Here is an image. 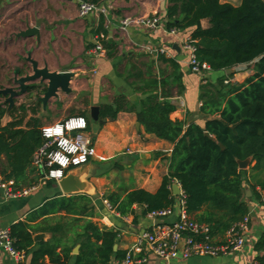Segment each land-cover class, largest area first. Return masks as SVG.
<instances>
[{"label":"trees","instance_id":"obj_1","mask_svg":"<svg viewBox=\"0 0 264 264\" xmlns=\"http://www.w3.org/2000/svg\"><path fill=\"white\" fill-rule=\"evenodd\" d=\"M166 19L168 30H193L190 43L197 49V59L211 71L226 72L254 63L255 74L242 84H226L231 74L220 78L216 85L203 86L201 112L208 118L206 124L186 127L184 121L171 118L176 111L172 99L184 91L179 66L161 55L159 61L171 67L173 73L159 76L151 63L141 64L144 70L129 60L127 74L134 80L136 92L145 96L139 123L146 134L171 144L173 151L167 158L168 174L156 193L144 189L108 192L105 199L121 216L132 214L135 206L144 207L148 215L173 209L171 187L178 182L189 216L209 226L212 236H221L222 242L226 233L249 215L245 183L264 207L259 192L264 193V0H242L238 6L221 0H170ZM205 20L208 28L202 25ZM104 23L101 19L94 33L106 38ZM100 41L107 57L118 59V44L108 39ZM32 93L29 90L25 96ZM135 110L125 95H118L100 106L98 124ZM6 116L7 105L0 103V176L13 181L16 190L32 189L44 178L35 157L45 145V125L40 111L26 103H17L9 113L10 122L4 124ZM80 116L87 118L91 131V117ZM247 159L254 165L240 169L238 162ZM53 184L46 183L49 187ZM97 216L93 199L87 194L58 193L46 199L24 221L9 228L14 248L26 258L19 264H71L73 260L74 264H112L124 259L127 252L114 250L119 233L95 222ZM38 234H50L51 238L36 241ZM79 245L75 256L73 251ZM256 251L260 254L256 263L264 264V235Z\"/></svg>","mask_w":264,"mask_h":264},{"label":"crops","instance_id":"obj_2","mask_svg":"<svg viewBox=\"0 0 264 264\" xmlns=\"http://www.w3.org/2000/svg\"><path fill=\"white\" fill-rule=\"evenodd\" d=\"M97 1L109 10L108 19L96 15L79 17V3L74 0H0V79L6 82L17 71L22 75L32 74V68L30 70L28 67H22L26 57L32 55L33 62H38L42 68L47 67L51 73L71 72L75 75L70 82L71 92L62 93L73 99L81 95L83 97L74 107L65 105L59 109L58 114L62 113L65 118L80 114L91 117L92 107L110 103L118 95H125L135 106V111L123 112L116 120L108 119L102 125L92 119L93 134H96L94 143L98 154L104 157V160H92L88 165L69 172L88 182L89 189L86 194L93 199L98 213L94 221L102 227L117 231V250L128 253L140 244L145 233L151 232L155 225L163 221L150 219L142 206H135L132 214L121 216L112 209L105 195L108 192L128 193L137 189L156 193L163 178L168 174L167 158L173 151L171 144L146 134L139 123L138 113L145 96L136 92L134 80L127 74L130 68L129 60L140 66L151 63L159 76H170L173 70L159 61L161 55H151L146 51L149 48L162 49V55L179 66L184 91L180 95L175 94L172 99L176 111L171 118L174 121H184L186 127L193 123L205 126L208 118L201 112L202 87L216 85L218 80L227 74L211 71L204 82L192 72L189 55L183 47V42L191 36L192 29L181 31L177 35L169 34L166 25L150 31L137 26L121 30L122 22L128 18L157 15L162 21L167 20L170 0ZM221 1L235 6L242 2ZM101 19H104L108 40L118 44L119 55L116 60H110L107 55L97 57L91 53L97 37L94 31ZM38 22L41 32L39 41L36 37H16L27 25L34 27ZM202 25L208 28L209 22L205 20ZM133 56L134 59H131ZM142 69L145 70V66ZM232 70L233 77L229 80L242 84L255 74V64L240 65ZM24 97L26 96L18 98L17 103H21ZM55 99H51L49 103ZM43 118L41 117L42 122L46 125ZM8 122L10 118L6 116L3 123ZM253 165L254 163H251L246 170ZM175 186L181 188L178 182H174L171 187L174 213L167 219L169 223L177 220L180 209L181 195H175ZM58 193L61 191L57 184L54 183L52 187L43 184L27 198L4 202L0 206V227L9 229L13 224L24 221L30 213L40 208L46 199H52ZM244 199L249 209L251 224L244 234L245 246L240 251L216 258L191 257L187 260L166 262L152 255L147 247L143 246L142 252L136 253L135 258L145 259L141 264H253L260 255L256 251V245L264 235V207L247 183L244 184ZM50 238V234L35 236L36 241H48ZM215 239L222 240L221 236ZM74 262L73 260L71 264ZM0 264L18 263L7 253L0 252Z\"/></svg>","mask_w":264,"mask_h":264},{"label":"built area","instance_id":"obj_3","mask_svg":"<svg viewBox=\"0 0 264 264\" xmlns=\"http://www.w3.org/2000/svg\"><path fill=\"white\" fill-rule=\"evenodd\" d=\"M79 3V17L86 18L90 15H96L108 19L109 10L101 3H93L89 0H74ZM167 21L157 16L151 15L140 18H128L122 22L121 30L125 31L130 26L143 27L147 30H155L164 27ZM171 35H177L181 31L176 29L167 30ZM105 37H96L91 53L97 57H105L104 49L100 39ZM190 37L183 42L184 50L189 55V64L191 70L200 76L204 82L211 69L206 64H201L196 56L197 49L191 45ZM148 54H164L162 49L146 50ZM230 80L225 81L226 84ZM43 137L45 139L44 147L38 152V161L36 164L41 166L44 178L41 184L32 189L16 190L13 181H6L0 176V206L10 200H20L29 197L41 185L47 181H53L55 184L64 179L67 174L74 169L88 165L92 160L103 161L104 157L98 154L94 140L89 130V123L84 116H71L60 123L50 126H44ZM264 201V193L259 191ZM181 201L179 215L175 222L169 223V219L174 211L167 209L155 211L148 214V217L154 221H163L155 225L151 232L145 233L140 244L134 247L133 251L127 253L122 260L114 264H141L143 259H136L135 254L141 253L143 246L157 258L166 262L176 259L187 260L191 257H222L231 252H238L245 246L244 234L249 230L251 217L247 215L239 223L235 224L224 236L222 242L217 241L212 236L209 226L200 224L192 219L186 210L185 196L181 192ZM0 252L7 253L18 264L25 261V256L18 253L14 248L11 239L10 229L0 227ZM253 264H257L254 262Z\"/></svg>","mask_w":264,"mask_h":264},{"label":"water","instance_id":"obj_4","mask_svg":"<svg viewBox=\"0 0 264 264\" xmlns=\"http://www.w3.org/2000/svg\"><path fill=\"white\" fill-rule=\"evenodd\" d=\"M17 38L28 39L34 38L39 41L41 38L40 32V23L38 22L34 27L29 25L26 26V29L20 31L17 35ZM32 63V74L22 75L19 71L14 74V79L12 80L14 87L1 88L0 86V97L4 99V103L7 104V116L11 109L16 105V99L25 95L31 84L41 81L42 83L47 82V91L41 97V102L46 106L48 102L57 98L59 92L69 94L71 92L70 82L74 78V74L71 72H59L51 73L47 68L39 69V65L36 62H33L31 59L28 60ZM234 71L232 69L226 70V74L230 75ZM135 99V98H133ZM91 118L94 122H98L100 118V107L91 108ZM208 137L209 134H207ZM224 149V147L222 146ZM38 154L35 157V162L38 161ZM239 168L246 170L251 164V159L245 161H239ZM63 196H73L79 194H86L89 189V184L86 181H82L81 177L74 173H68L67 176L58 183ZM174 190L176 191L175 195L181 194V188L175 186ZM178 191V192H177ZM117 245H115L114 250L117 251ZM80 245L75 248L73 255L77 256L79 254Z\"/></svg>","mask_w":264,"mask_h":264},{"label":"rangeland","instance_id":"obj_5","mask_svg":"<svg viewBox=\"0 0 264 264\" xmlns=\"http://www.w3.org/2000/svg\"><path fill=\"white\" fill-rule=\"evenodd\" d=\"M59 93L60 94L55 99V101L47 104L46 106L40 100L41 97H43L42 95L40 96V94H42L40 92L39 93L35 92V93H32L31 96L22 98L21 103H26L27 105L36 107L40 111V115H42L41 117L42 118L44 117L43 119L45 120L44 122L46 126L54 125L66 119L62 113L58 114L59 109H61L65 105L68 107H70V105L71 107H74L75 103L83 97V95H81V96H78L77 99H73V97L71 98V97L65 96L61 91ZM2 102L3 101L0 100V103ZM93 130L94 128H92L90 132H91L92 139L95 141L96 134H93Z\"/></svg>","mask_w":264,"mask_h":264},{"label":"flooded vegetation","instance_id":"obj_6","mask_svg":"<svg viewBox=\"0 0 264 264\" xmlns=\"http://www.w3.org/2000/svg\"><path fill=\"white\" fill-rule=\"evenodd\" d=\"M29 59L33 60V56L31 55V56L26 57V59L24 60V63H23V66H22V67H24V68H25V67H28V68H30V70H31V68H32V63L28 61ZM37 63H38V62H37ZM38 65H39V63H38ZM44 68H47V67H43V68H42V67L39 65V69H44ZM47 69H48V68H47ZM19 72H20V71H19ZM13 79H14V75H13L12 77H10L6 82H3V81L0 79V86H1V88L14 87V86H13V82H12ZM29 90H32L33 93H35V92H38V93L40 92V93H42V94H40V96H41V95H44L45 92L47 91V82L42 83L41 81H37L36 83L31 84ZM25 95H27V94H25ZM31 95H32V94H31ZM31 95H28V96H31ZM23 96H24V95H23ZM21 97H22V96H21ZM26 97H27V96H26ZM19 98H20V97H19ZM0 100L3 101L2 104H5L3 98L0 97ZM17 100H18V98L16 99V104H17ZM48 103H49V102H48ZM5 105H7V104H5ZM7 107H8V106H7Z\"/></svg>","mask_w":264,"mask_h":264}]
</instances>
